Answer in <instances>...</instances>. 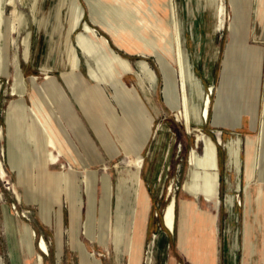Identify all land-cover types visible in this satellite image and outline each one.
<instances>
[{"label":"rangeland","instance_id":"rangeland-1","mask_svg":"<svg viewBox=\"0 0 264 264\" xmlns=\"http://www.w3.org/2000/svg\"><path fill=\"white\" fill-rule=\"evenodd\" d=\"M109 1L77 0L78 6H82V16L75 25L77 17L68 11L69 0L61 6L60 18L57 9L63 0H38L37 9L36 0H0V131L3 135V140L0 139V167L12 186L9 188L4 184L0 176V264H31L33 260L20 249L17 235L11 230V218L15 223L27 225L30 235L33 234L31 240L34 241L35 252L42 255L43 264H146L150 239L160 232L164 234L165 248L154 264H202L204 229L203 216L197 212L198 208L215 216L212 232L216 264H264V142L255 177L246 189L243 141L246 137H255L264 117V13L257 22L252 10L256 6L255 0H242L248 19L245 44L249 49H261L262 56L254 99L255 117L252 118L251 111L245 109L240 124L233 127L215 125L212 121L213 111H222L217 101L218 94L222 88H230L228 82L239 76V64L232 58L233 49H230L225 58L228 76L219 88L229 31L234 27L230 1L218 0L216 9L211 0L207 3L202 1L203 4L195 6V11L194 6L187 5L185 0H174L179 5L114 4ZM54 5L56 13L49 26L47 18H50L49 10ZM112 15H122L123 23L135 24V30L145 40L144 44L137 40L133 47L121 43L132 37L131 32L120 30L123 32L118 38L115 29H108L96 19L99 17L112 26L119 25V18L116 20ZM170 15L184 43L180 60L188 57L193 61L195 74L209 91V116L201 123L192 121V126L198 127L216 144L219 174L215 205L201 196L193 197L184 188L188 174L187 158L193 149L201 156L204 142L201 140L197 144L194 133L186 132L183 120H178L175 110L164 102L162 90L165 81L160 61L153 51H143V45L149 49L156 45L164 55L170 54L169 20L167 22ZM83 22L94 30L90 36L83 29ZM79 34L90 37L91 51L75 47ZM100 37L106 38L108 46L128 62L129 68L117 63L113 53L99 45ZM197 41L198 60L194 53ZM68 47H75L79 63L76 69L63 66V62L68 61L64 55ZM166 59L176 71L174 60ZM208 69L210 81L204 74ZM93 74L98 76V80ZM67 78L75 86L73 90L80 102L90 109L94 105L86 88L96 84L104 97L103 102L111 111H107L105 116L118 132L124 151L119 146V137L109 129L104 119L102 122L99 120L118 150L110 159L95 140L105 156L104 164L88 165L67 131L60 111L64 99L60 85L65 88ZM35 97L41 99L39 112L33 110ZM71 99L86 124L81 110L73 97ZM139 100L149 108L152 121ZM134 107L145 112L150 122L149 134L147 130L141 134L142 141H146L142 152H137L135 147L139 126L136 120L131 119L130 112ZM41 123L58 145H62L64 151L61 149L60 155L45 146L46 136ZM159 125L164 126V132L158 130ZM61 126L65 130L63 134L58 131ZM236 135L241 142L237 188L235 174L226 169L223 146L227 139H234ZM64 138L71 139L68 142L71 153L62 143ZM103 139L107 143L105 137ZM156 139L159 142H154ZM52 156H57L54 163ZM227 177L231 182L229 185ZM102 178L109 181L108 200ZM85 179L89 182L87 190ZM136 192L141 193V199H136ZM171 194L176 215L173 232L167 231L162 222V209L169 203ZM144 195L148 200L146 211L141 205ZM188 201L196 212L186 209ZM133 207L137 209L135 214L131 213ZM117 216L122 218L117 233L120 241L115 236ZM188 225L191 226L189 232L186 230ZM234 232L237 234V249L231 258L228 247ZM130 237L134 242L131 257ZM40 238H43L47 252L39 250Z\"/></svg>","mask_w":264,"mask_h":264},{"label":"bare ground","instance_id":"bare-ground-1","mask_svg":"<svg viewBox=\"0 0 264 264\" xmlns=\"http://www.w3.org/2000/svg\"><path fill=\"white\" fill-rule=\"evenodd\" d=\"M64 1L65 0H63L62 4H60L58 6L59 9H57V10H59L58 15H57L59 18H60V9H61V6L63 5ZM69 3H70V7H69L70 9L68 11L73 12L76 15L77 20L75 22V25H77L79 23V20L81 19V16H82V9H81L82 6L81 7L78 6L77 0H69ZM37 4H38V0H36V5H35L36 8L35 9H37ZM108 6H110V4ZM171 10H173V8ZM49 11H50L51 15H50V18H47V24L50 26L53 22V19H54L55 13H56L55 5ZM91 12H93V11H91ZM126 13L128 14V12H126ZM112 16L116 20H117V18H119L118 20H120L121 23L119 25L112 26L111 23L104 22L99 17H97L96 19L102 25L107 27L108 29H113V30L115 29L118 33L117 34L118 38H119V36L121 37L122 32H123L120 30H128L129 32H131L132 37L125 39L123 41L120 40L121 43L123 42L127 45H130V47H133L134 45H136L135 41L137 40V41H140L144 44L145 40L142 38V35L139 36L140 34L138 33V31L135 30V29H137L135 24L123 23L122 15L117 16V17H115L114 15H112ZM170 16H169L170 19L167 18V22L169 20V28H168L169 30L168 29L167 30H168L169 38H170V47H171L170 54L164 55L163 52L157 50L156 45H155L156 43H153V45H155V46H154V48L152 47V49H149V47L147 45H145V46L143 45V51L144 52L150 51V50L153 51L156 54L158 60L160 61L159 65L161 67L162 73L164 75V81H165L164 87L162 90L164 102L171 109L175 110V112H176L175 116L178 120H180V119L183 120L186 132L187 133H194V138L196 139V143L198 144L199 141H201V140L204 142V152L201 156L198 155L197 152L193 149L190 152L189 157L187 158L188 159V162H187L188 174H187V177H186L185 182H184V188L193 197L201 196V197H203V199L205 201H207L209 203H214V205H215L217 197H218L217 186H218V174H219L218 173V161L216 158V144L210 138L206 137V135L203 132H201L198 127L192 126V121L195 123H201L204 120H206L209 116V105H210L209 91L205 90L204 85H203L200 77H198L195 74L193 67H192V65H193L192 60L188 59V57H185V60H180V57H181L180 53H181V51L184 50V43H183V40L180 38L179 33L177 32L178 29L176 30V26L172 20L173 16L172 15H170ZM0 19H1V13H0ZM86 23L83 22L82 27L90 36L94 30L89 25H87ZM138 28H139V26H138ZM79 33H81V32H79ZM89 36L84 35V34H79V38L77 37V45L75 47H77V48L80 47L83 49V51H85V49L86 50L89 49V51H91L90 50L91 45L88 43L90 40ZM98 40H99L98 41L99 45L102 48H107L110 53H113L114 58L117 60V63L129 68L128 62L125 59L121 58L116 53H114V51L108 46V42H107L106 38L100 37ZM86 42H87V44H86ZM152 42H154V41H152ZM75 47L74 48L68 47L64 53L65 58L71 64L77 63V59L75 57V51H76ZM194 47H195L194 53L197 56L196 60H198L199 56H200L199 51H198L199 50V48H198L199 47V41L194 43ZM54 50H55V48L52 49L50 51V53L52 54ZM86 54H88V53H86ZM166 58L174 60V62L176 63V71L173 69V67L169 63V60H167ZM52 61L53 60L51 59L50 62H52ZM227 61H228V59H227ZM100 72L103 74V69L100 68ZM229 72H231V71H229ZM204 74L208 78V80L210 81L211 80L210 69H208V71L205 72ZM93 77L96 80H98V76L96 74H93ZM210 90H212V88ZM200 102L202 103L201 105H200ZM33 105H34L33 110H36L37 112H39L41 110V99L35 97V99L33 100ZM41 126L43 127V130H44L45 136H46L45 146L49 147L55 153L60 155L61 154V148L58 145V141L56 142L54 140L52 134L46 130L43 123H41ZM158 130L164 132L165 131L164 126L159 125ZM0 139L3 140V135H2L1 131H0ZM243 141L245 144L244 170L246 173V182L245 183H246V189H247L251 180L255 177V172L257 171V166H258V163H259V160L261 157V149H262L263 142H264V127H261L259 129V131L255 135V137H246L245 140H243ZM154 142H159V141L156 139ZM240 144H241V142H240L239 138L237 137V135H236V137H234V139L229 138V139H227V141H225L223 143V146L225 148V153H226L225 154L226 155V169L228 172H230V173L233 172L235 174V177H234V178H236L235 188H237V186H238V182H239L238 181L239 180L238 175H239V172L241 170V156H240L241 145ZM56 160H57V156H52L53 163ZM138 165H140V162L138 163ZM0 176H1L2 182L4 184H7L9 186V188H11L12 186L10 185L2 167H0ZM63 177L65 178L66 176L63 175ZM64 181H65V179H64ZM226 182L228 185L231 184L228 177L226 179ZM84 183H85V187L87 190L88 186H89V182L85 179ZM101 183H102V186H103V189L105 192V196L107 197V200H108V198H109V181L106 178H102ZM64 190H65L66 196H68V193H67L68 189L66 188ZM13 191L16 194V196L19 197L18 192L15 189H13ZM170 191H171V187H169V193H170ZM262 192H263V189L260 190L261 195H262ZM167 193H168V191H167ZM140 194H139V192H136V199L140 198ZM117 197H119V196L117 195ZM141 201H142L141 205L143 206L144 211H146V209L148 208V200H147L146 195H144L142 197ZM173 201H174L173 195L171 194L170 199H169V203L165 204L163 209H162V222H163L164 227L169 232H173L174 225H175V216L176 215H175V209H174ZM106 207L107 208L109 207L108 201L106 202ZM230 207H231V205H230ZM186 209L188 211L190 210L192 212H196L194 210L193 206L191 205L190 201H188L186 203ZM133 212H134V214L137 212L136 207H133L131 213H133ZM197 212H200L203 216L204 234H203V239H202V248L204 250V256H203L201 263L202 264H212V261H213L212 255L214 253L213 232L212 231L214 230L215 216L212 212L203 211V210H200L199 208L197 209ZM121 220H122L121 216L116 217L115 236L117 237L118 241H120V237H118L119 234L117 235L118 223ZM10 226H11L12 232L17 235V243H18L20 249H22L24 251V254H27L28 257H33L31 264H43L42 255L38 252H35L34 245H33L34 241L32 242V240H31V236L33 234L30 235L29 228L27 227V225L22 224V223H15V222H13V220L11 218ZM190 227L191 226L188 225L186 228V230L188 232L190 231ZM85 228H86V234H88L89 233L88 232V230H89L88 223L85 224ZM131 237L128 240L130 257L132 256V249H133V243H134L133 238H131ZM163 237H164L163 232H160L158 234L155 233L152 235V238L150 239L149 246H148L149 248H148L147 256H146V264H152V263L154 264L156 257L161 255V253H160L161 250L164 251L165 243H164ZM38 248L42 253L47 252V246H46L43 238H40L39 243H38ZM236 249H237V234H236V232H234L231 244L228 247V253H229V256L231 258L233 256H235ZM83 259H84V257H83ZM96 264H99V263L97 262Z\"/></svg>","mask_w":264,"mask_h":264},{"label":"crops","instance_id":"crops-1","mask_svg":"<svg viewBox=\"0 0 264 264\" xmlns=\"http://www.w3.org/2000/svg\"><path fill=\"white\" fill-rule=\"evenodd\" d=\"M104 1V0H103ZM187 5L195 6L203 3H207V0H185ZM203 1V3H202ZM231 10L233 12V29L230 30L229 41L227 43V47L225 49L224 58L222 61V70L220 74V85L219 88L224 84L225 79L228 76V72L226 71V56L230 49L232 51V58L239 64V77L233 79V81H229L228 84L230 88H225L221 90L220 95L218 94V105L222 106V111L218 113V110L213 111L212 121L215 125H231L233 127L238 126L240 124L241 115L245 109H249L252 113V118L255 117L254 112V99L257 94V88L259 83V75H260V66H261V49H249L246 43V32H247V9L245 8V4L242 0H229ZM109 2L114 4H154V5H169L171 3L178 4L174 0H110ZM256 6L253 10L255 19L257 22H260L264 13V0H255ZM212 6L214 5L216 9L218 0H211ZM259 5V6H258ZM216 20V19H215ZM216 25V22H215ZM215 29V26L214 28ZM190 32V30H189ZM191 36V35H190ZM237 43L234 47L233 44ZM237 57V59H236ZM193 62V61H192ZM68 66L69 68L76 69L79 66V63L71 64L68 61L63 62V66ZM78 80L80 78H77ZM239 79V80H238ZM208 80V79H207ZM65 88L61 86L62 94L64 95V99H62V103L60 104V111L62 117L65 120L67 131L69 132L75 146L79 150V153L82 155L81 158L84 159L85 162L89 165H99L104 164L105 156L100 151L99 147L96 144L97 140L99 144L102 146L105 154L111 159L118 153V150L114 148L113 141L109 136L108 132L105 128L102 127L99 120L104 119L109 129L119 137L118 132L111 127L109 121H107L105 113L110 111L108 107H106L103 102L104 97L101 91L98 89V86L95 85H86V90L88 91L89 99L93 103V107L88 108L80 102L78 95L74 89V85L71 84V79L67 78L66 82H64ZM85 96V95H84ZM79 107L82 112V116L86 121L84 124L83 119L76 112V109L73 105L72 98ZM228 97V98H227ZM88 99V100H89ZM227 102V105H225ZM139 103L142 105L143 109L148 113V116L151 117V121L153 120L152 113L149 108L139 100ZM223 103V104H222ZM231 105V106H230ZM93 108V109H92ZM225 109V110H224ZM111 112V111H110ZM132 112V113H131ZM130 112L131 119L136 120L138 128V135L135 140L136 151L139 152L141 149L143 150V145L146 142L142 141L141 134L147 130L149 134V125L150 122L147 120L145 116V112L141 111L138 107H134ZM264 114V113H263ZM9 117V116H8ZM98 117V119H97ZM10 118V117H9ZM94 122V123H93ZM102 122V120H101ZM142 123V124H141ZM152 124V122H151ZM264 127V117L260 120L259 129ZM61 128V129H60ZM58 131L63 134L65 132L64 128L61 126ZM57 131V134H58ZM259 131V130H258ZM92 133V134H91ZM147 136V135H146ZM107 143L104 142V138ZM60 138V137H59ZM67 138V137H66ZM61 139V138H60ZM59 139V140H60ZM65 139V138H64ZM68 138L62 142L66 145L67 150L71 153L69 149ZM71 140V139H70ZM66 141V142H65ZM61 142V141H60ZM120 148L123 150L121 146V140L119 142ZM145 146V145H144ZM62 151V145L60 146ZM74 147V146H73ZM134 147V148H135ZM143 147V148H142ZM75 148V147H74ZM141 150V152H142ZM74 151V150H73ZM124 151V150H123ZM146 230V223L144 227V234ZM212 264H216L215 253L212 255Z\"/></svg>","mask_w":264,"mask_h":264}]
</instances>
